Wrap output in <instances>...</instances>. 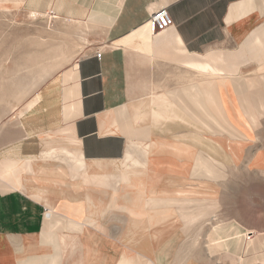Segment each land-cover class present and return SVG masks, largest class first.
Masks as SVG:
<instances>
[{
	"label": "crops",
	"instance_id": "0c3cea01",
	"mask_svg": "<svg viewBox=\"0 0 264 264\" xmlns=\"http://www.w3.org/2000/svg\"><path fill=\"white\" fill-rule=\"evenodd\" d=\"M24 1L0 0V7ZM42 3L103 32L39 87L13 124L0 126V264H66V257L69 264H174L181 258L183 220L193 222L198 214L182 212L154 228L148 208L204 203L206 197L180 184L198 181L186 178L196 152L237 163L254 140L264 114V74H214L264 64V0ZM161 7L174 24L153 34L147 20ZM165 65L201 77L189 74L163 88ZM260 159L255 156L254 164L264 167ZM164 181L180 185L149 193V183ZM128 214V222L122 217L112 228L111 215ZM232 226L217 243L238 251L236 264H264V227ZM112 229L119 232L112 236ZM88 230L114 248L120 244L118 255L99 250L96 239L84 252L81 235ZM253 230L244 251L246 231Z\"/></svg>",
	"mask_w": 264,
	"mask_h": 264
},
{
	"label": "rangeland",
	"instance_id": "374dc122",
	"mask_svg": "<svg viewBox=\"0 0 264 264\" xmlns=\"http://www.w3.org/2000/svg\"><path fill=\"white\" fill-rule=\"evenodd\" d=\"M42 1L25 0L19 6L0 7V126L13 124V117L18 116V113L32 102L39 87L54 73L73 63L86 51V47L95 43L102 35L103 29L99 26L91 28L88 23L81 24V19L54 14L52 9L42 5ZM168 69H171L170 72H167ZM164 70L167 71H164L165 74L161 73L163 76L159 74V82L165 85L163 88L178 86L190 76L189 74L192 79L201 77V72L188 73L185 69L180 72L178 68L169 65H165ZM178 74H181V80L177 77ZM261 74H264V64L245 66L236 74L214 75L254 79ZM259 120V125L255 127L254 140L245 146L237 163L210 156L208 151L202 149L196 152L192 161L195 166L190 167L186 178L192 177L198 181L180 184L182 187L188 184L194 189L193 194L206 197L204 203L159 204L148 208L151 218L155 217L154 222H151V227L154 228L165 223L167 219L180 218L182 212L189 214L194 211L198 214L193 222L187 223L183 220L184 236L177 249L178 257L181 258L174 264H186L188 259L198 264L240 263L239 258H236L238 251L232 252L222 248L216 238L219 234L225 235V231L229 233L228 228L238 222L250 229L258 230L264 227V167L254 164L253 160L255 156L263 155L260 161L264 163V114ZM131 165L130 168L135 167ZM169 175L172 173H166L163 178L169 179ZM149 184L150 194L162 195L166 188H174L179 183L164 181ZM137 186L140 188L141 185ZM158 186L161 193L157 192ZM128 216L129 214L109 216L111 221L115 222L114 225L111 224L112 228L122 225V217H126L127 221ZM224 229L226 230L223 231ZM111 231L112 236L119 232L114 229ZM246 234L247 242L242 244L244 251L253 241L254 230L246 231ZM98 237H102V240ZM93 239L98 240L96 247L99 250L118 255L120 244L114 248L103 234L92 230L81 235L84 252L87 251L88 245H94ZM105 241L109 244L106 245ZM129 248L128 243V250ZM66 264H69L67 257Z\"/></svg>",
	"mask_w": 264,
	"mask_h": 264
},
{
	"label": "built area",
	"instance_id": "2783aa9c",
	"mask_svg": "<svg viewBox=\"0 0 264 264\" xmlns=\"http://www.w3.org/2000/svg\"><path fill=\"white\" fill-rule=\"evenodd\" d=\"M150 31L154 34L163 31L174 24L172 15L167 7H161L155 10L147 20ZM102 50H97V57L102 56Z\"/></svg>",
	"mask_w": 264,
	"mask_h": 264
},
{
	"label": "bare ground",
	"instance_id": "6f19581e",
	"mask_svg": "<svg viewBox=\"0 0 264 264\" xmlns=\"http://www.w3.org/2000/svg\"><path fill=\"white\" fill-rule=\"evenodd\" d=\"M52 11V13H54L55 14V12L53 11V10H51ZM51 11H49V12H51ZM205 135V134H204ZM189 137V136H188ZM206 137V136H205ZM208 137V136H207ZM189 140V139H188ZM215 140V139H214ZM197 141V140H196ZM216 141V140H215ZM205 146V145H204ZM206 147V146H205ZM138 159V158H137ZM134 163V162H133ZM135 164V163H134ZM139 164H140V162H139ZM138 168V167H137ZM135 220V219H134ZM133 221V220H132ZM138 221V220H137ZM128 222V221H127ZM138 222H140V221H138ZM133 223V222H132ZM131 223V224H132ZM135 223H136V220H135ZM142 223V222H141ZM144 224H146V223H144ZM130 225V224H129ZM133 225V224H132ZM140 225V224H139ZM135 227V226H134ZM130 228V227H129ZM135 231V230H134ZM133 234V233H132Z\"/></svg>",
	"mask_w": 264,
	"mask_h": 264
}]
</instances>
